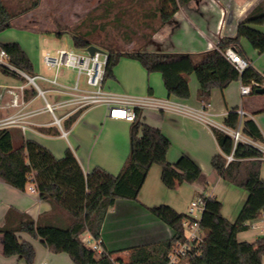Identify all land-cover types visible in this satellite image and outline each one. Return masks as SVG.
<instances>
[{
    "label": "trees",
    "instance_id": "trees-1",
    "mask_svg": "<svg viewBox=\"0 0 264 264\" xmlns=\"http://www.w3.org/2000/svg\"><path fill=\"white\" fill-rule=\"evenodd\" d=\"M5 1L0 0V32L11 27L13 19L18 16ZM189 1L158 0L157 14L161 24L168 22L178 7ZM263 22L264 0H261L238 21L233 36L220 37L215 48L200 53L107 50L104 78L113 77V68L119 58L127 57L138 61L147 72L160 73L168 95L188 99V79L190 74H194L198 83L196 99L205 106L213 88L222 90L233 80L244 84L264 82V72L260 73L250 65L239 72L221 53L231 46L245 59L246 54L239 42L241 37L259 54L263 53L264 32L255 28ZM71 38L75 48L82 49L92 44L86 34H73ZM0 49L6 53L7 62L12 66L0 64L3 74L17 76L16 69L32 73V63L18 42H0ZM256 88L253 86L250 93L256 94ZM263 111L264 107L256 112ZM77 114L72 115L69 121ZM210 127L220 149L210 164L223 181L245 190L246 200L236 218L229 221L222 216V204L215 196L200 195L205 203L200 218L204 231L200 252L183 257L174 264H262L264 236L256 237L252 242L237 239L238 232L248 229L245 222L258 218L264 210V179L260 177L262 152L250 143L239 141L233 150L234 159L226 162L225 156L233 148V140L227 130L239 128L243 137L258 144L264 141V136L254 120L241 118L237 109L228 111L221 125ZM170 144L159 128L141 120V111L136 109L135 119L129 127V153L119 172L114 175L94 167L84 174L69 148L60 158L33 139L25 140L22 146L14 149L8 130L0 128V178L20 190L32 183L39 198L48 201L51 211L56 212V218L43 220L39 216L33 220L25 213L9 209L0 226L2 255H15L26 264L33 263V244L18 236L19 232H24L34 239L39 238L49 252L66 253L74 264H166L174 244L183 239L186 214L160 216L170 227L171 237L128 248L126 261L119 257L112 260L111 252L97 254L81 235L86 232L92 239L100 240L101 226L108 209L117 199L136 200L153 164L181 182L192 183L201 178L200 167L186 154H181L174 163L167 161Z\"/></svg>",
    "mask_w": 264,
    "mask_h": 264
},
{
    "label": "crops",
    "instance_id": "crops-1",
    "mask_svg": "<svg viewBox=\"0 0 264 264\" xmlns=\"http://www.w3.org/2000/svg\"><path fill=\"white\" fill-rule=\"evenodd\" d=\"M260 1L219 0L215 5L210 0H190L178 7L172 18L163 25V29L150 35L147 46L135 49L131 45L132 42H129L127 50L124 51L196 54L212 49L208 45L214 43L216 36H233L238 21ZM220 7L224 9L223 15L220 13ZM255 28L264 32V29L258 28L257 25ZM179 30L181 35L177 37L176 33ZM45 41L46 46L40 51L19 42L32 63L31 75L39 74L38 59L42 57L41 50L48 47V41L44 39L43 43ZM245 50L248 65L254 67V60L260 57L259 53L249 45ZM67 71L61 77H64ZM16 72L17 76H11L0 71V128L8 130L14 149L22 146L25 140L33 139L46 147L56 158L62 157L65 149L69 148L84 174L94 167H100L114 175L119 172L129 153L131 122L107 118L106 109L102 105L75 111L72 106H63V101L69 98L68 92L45 81L44 83L49 85H46L44 90L40 88L43 96L36 88L26 85L23 91L24 104L21 107H11L9 105L11 95L6 92V88L12 87L18 92L16 87L26 82L21 75L23 71L16 69ZM236 82L239 83V87L244 84L240 80H233L228 86ZM248 84L252 86L251 82ZM188 85V99L168 95L160 73L147 72L138 61L127 57L119 58L113 68V77L104 79V89L114 94L169 98L190 109L201 111L203 116L199 118L188 113L152 109L141 111V120L159 128L170 140L167 161L174 163L181 154H186L200 167L202 176L192 183L181 182L174 175L163 173L159 165L153 164L137 199H117L105 215L99 241L106 252L112 253V257L126 261L128 248L170 238L172 231L160 216L187 214L189 203L197 196H215L222 204V216L229 221L236 218L246 200V191L223 181L210 164L211 158L220 152L210 126L221 125L226 113L237 109L241 118L253 119L264 136V112H256L264 107L262 97L264 93L240 94L241 97L248 95L250 97L241 99L238 106L229 102L228 86L222 90L213 88L204 106L196 99L198 83L192 75L189 76ZM46 93L50 101L46 98ZM38 96L42 97V103L38 101ZM45 100L54 106L53 113L44 109ZM55 109L59 111L58 115L54 113ZM76 112H78L76 117L69 121ZM54 117L59 119L60 127L66 131L65 136L61 134V128L54 123ZM21 125H25V128H21ZM259 144L264 148V141ZM261 159L263 163L260 166V177L264 179V157ZM32 185L29 183L24 190H20L0 178V226L3 225L9 209L25 213L33 220L39 216H42L43 220L56 218V212L51 211L50 203L41 200L37 191H30ZM241 232L237 233V239L248 242L254 241L258 235L254 230L248 240L239 235ZM18 236L33 244L35 256L32 264H74L66 253L49 252L39 238L34 239L24 232H19ZM87 236L89 234L85 232L81 238ZM1 248L0 236V264H26L15 255L3 256Z\"/></svg>",
    "mask_w": 264,
    "mask_h": 264
},
{
    "label": "rangeland",
    "instance_id": "rangeland-1",
    "mask_svg": "<svg viewBox=\"0 0 264 264\" xmlns=\"http://www.w3.org/2000/svg\"><path fill=\"white\" fill-rule=\"evenodd\" d=\"M35 1H37L36 5H34ZM5 2L18 13V16L13 19L11 27L0 32V42L16 41L40 51L44 48L43 41L46 39L47 53H52L56 48L61 47L75 48L71 38L73 34H86L92 45L101 51L110 49L124 51L127 50L129 42H132L131 45L135 49L141 48L147 46L150 35L163 29L165 24H161L157 14L158 0H6ZM257 26L264 29V22ZM180 35L179 30L176 36ZM239 42L247 54L245 47L247 45L251 47L249 42L244 37H241ZM75 49L79 51L84 48ZM259 55L260 57L254 60L253 68L263 73L264 52ZM38 60L39 74L53 78L54 68L44 64L42 57ZM67 72L64 77H58L57 80L71 85L75 79V72L70 70ZM190 75L195 77L194 74ZM36 83L42 90L46 88L47 84L44 81L37 79ZM79 84L85 87L82 77ZM257 87H264V82L258 83ZM45 96L50 99L47 93ZM248 97L250 96H240L239 83L228 86V100L231 104L239 106L240 100ZM38 101L42 103L41 96H38ZM54 113L58 115L59 111L55 109ZM253 231L248 229L239 235L249 240ZM262 260L264 261V258Z\"/></svg>",
    "mask_w": 264,
    "mask_h": 264
},
{
    "label": "built area",
    "instance_id": "built-area-1",
    "mask_svg": "<svg viewBox=\"0 0 264 264\" xmlns=\"http://www.w3.org/2000/svg\"><path fill=\"white\" fill-rule=\"evenodd\" d=\"M210 1L217 5L219 0ZM220 13L222 15L224 13L222 7H220ZM219 38L220 37L217 35L214 39V43H210L208 46L215 48ZM44 46H46V41L44 42ZM221 53L239 72L248 66L247 60L239 55V53L231 46L226 47ZM41 56L44 64L54 68L55 72L53 78H48L40 74L31 75L21 72V75L25 78L26 82L25 84L16 87L18 92L15 88H6V92L11 95L9 103L11 107H21L24 104L23 91L26 85L36 88L38 93L43 96L42 90L36 83V80L40 79L67 91L69 98L63 101L62 105L72 106L74 107V111L91 106L102 105L106 109L107 118L120 119L128 122H132L135 119L136 109L140 111L144 109L174 111L188 113L195 117L203 118L201 111L190 109L189 107L169 98H158L150 95L131 97L127 95H117L104 89L103 82L105 79V66L108 58L106 51H96L93 54H90L86 48L78 51L72 47H61L57 48L53 53H47L45 49H42ZM0 64L11 67L7 62L6 53L2 49H0ZM67 70L75 72V79L71 85L61 84L57 80L58 77L63 76L64 72ZM81 77L84 79L85 87H82L79 84ZM251 84L252 86H258V83L254 81H251ZM252 86L250 84H241L239 87L240 94H249ZM53 107L54 106L45 100L44 109L53 113ZM54 123L61 128L59 119L56 117H54ZM21 128H25V125H21ZM227 132L233 140V148L231 153L225 156L226 162L234 159L233 150L239 141H244L256 146L262 152V158L264 157V148L260 144L243 137L239 128L227 130ZM61 134L63 136L66 135V131L62 130V128ZM30 191H36L33 185L30 187ZM204 204V200L201 196L195 197L189 203L186 218L183 220V239L174 244L168 255L166 264H174L183 257L199 254V247L204 238V231L200 225V218L204 209ZM245 225L248 229L257 231V237L264 236V210L258 218L245 222ZM83 241L97 254H107V252L101 247L99 240H94L91 236H87L86 238H83ZM111 259L114 260V257L111 256ZM115 264L121 263L116 262Z\"/></svg>",
    "mask_w": 264,
    "mask_h": 264
},
{
    "label": "water",
    "instance_id": "water-1",
    "mask_svg": "<svg viewBox=\"0 0 264 264\" xmlns=\"http://www.w3.org/2000/svg\"><path fill=\"white\" fill-rule=\"evenodd\" d=\"M86 50L90 53V54H93L94 52H99V51H101L99 48H97L96 46H94V45H88L87 47H86ZM255 92L257 93V94H263L264 93V87H257L256 89H255Z\"/></svg>",
    "mask_w": 264,
    "mask_h": 264
}]
</instances>
